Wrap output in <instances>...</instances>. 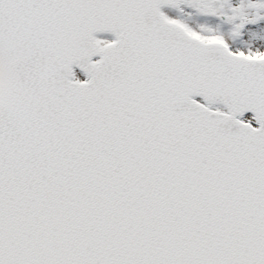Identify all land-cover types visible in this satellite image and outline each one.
I'll list each match as a JSON object with an SVG mask.
<instances>
[{
	"label": "snow or ice",
	"instance_id": "6c2138e0",
	"mask_svg": "<svg viewBox=\"0 0 264 264\" xmlns=\"http://www.w3.org/2000/svg\"><path fill=\"white\" fill-rule=\"evenodd\" d=\"M0 264H264V0H0Z\"/></svg>",
	"mask_w": 264,
	"mask_h": 264
}]
</instances>
